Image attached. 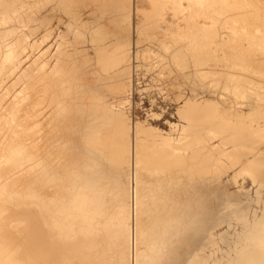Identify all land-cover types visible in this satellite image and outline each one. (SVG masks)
<instances>
[{"label": "bare ground", "instance_id": "obj_1", "mask_svg": "<svg viewBox=\"0 0 264 264\" xmlns=\"http://www.w3.org/2000/svg\"><path fill=\"white\" fill-rule=\"evenodd\" d=\"M149 1L0 0V264H264L253 28L220 18L262 3ZM169 54L191 57L189 91L135 118L138 62ZM209 69L238 82L200 95ZM166 114L167 129L153 123Z\"/></svg>", "mask_w": 264, "mask_h": 264}, {"label": "rangeland", "instance_id": "obj_2", "mask_svg": "<svg viewBox=\"0 0 264 264\" xmlns=\"http://www.w3.org/2000/svg\"><path fill=\"white\" fill-rule=\"evenodd\" d=\"M79 1V0H78ZM134 1V5L135 6H139L140 8H146L147 7V10L148 9H150V7H151V2L149 1V0H133ZM240 2V5L242 6V0H239ZM252 2H254V5H256V4H258V3H260L259 1H261V5H256V7L255 8H252V11L251 10H247V9H251V7L250 8H248V7H240L239 9H240V11H238V9H237V11L239 12H237V14H236V9H235V11H233V13H232V10L231 11H228V13L226 12L225 14H223V15H220V18L222 19V16H223V18H224V16L227 18V19H230L229 21L231 22H234L235 24H238V25H236V27H241L240 29H242V26H244V25H247V26H249V25H251L250 27H251V29L253 28L255 31H254V33H253V29L252 30H249L250 28L249 27H247V29L248 30H246L245 32H241L242 34H241V43L242 44H244V48H243V51H244V54H243V56L244 55H246V56H244L245 58H244V61H250L249 63H252L253 62V64L255 65V66H258V67H248V65H249V63L248 62H245V64H244V69H246V68H248V70H246V71H248L247 73H246V71H245V79L246 80H244L245 81V86H244V92H245V94H246V97H247V95H248V97L247 98H249V99H254L257 95H258V98L256 97V100H258L259 99V96L260 97H263V98H260L259 100H261L262 99V101L264 100V90H263V88H264V79H262V81L260 80V81H258L259 80V78L263 75V77H264V65H260V64H256L255 62H254V60H252V58L250 57L251 55L252 56H254L255 55V52L257 53L255 56L256 57H261V55L264 53L263 51H264V39H263V37H264V9H263V3H264V0H256L257 2H255L254 0H251ZM243 2H244V0H243ZM239 3H238V5L237 6H240L239 5ZM252 6V7H253ZM260 6H261V8L262 9H260ZM244 8V9H243ZM259 8V9H258ZM254 9L256 10V11H254ZM234 10V9H233ZM243 10H246V11H242ZM262 10V11H261ZM253 11L255 12V14L253 15ZM259 11V12H258ZM232 13L233 15H231L230 13ZM248 12H250L249 13V16H247L248 15ZM252 12V13H251ZM263 13V14H261L260 15V13ZM241 14V15H240ZM247 14V15H246ZM250 14H251V16H250ZM214 15H215V13H214ZM218 15V14H217ZM216 15V16H217ZM252 15H253V17H254V19H253V17H252ZM230 16V17H229ZM242 16V18H240L239 19V17H241ZM245 16V17H244ZM246 16H247V18H246ZM259 18H258V17ZM229 17V18H228ZM171 18V17H170ZM219 18V17H218ZM221 19H219V21H221ZM239 19V20H238ZM246 19V20H245ZM252 19V20H251ZM255 19H257V20H255ZM259 19H260V22H259ZM262 19H263V21H262ZM139 19L138 18H135V22H137ZM240 20H242V23H241V21ZM251 20V21H250ZM253 20L255 21V22H253ZM178 21H180V23H181V21L182 20H178ZM237 23H236V22ZM251 22V23H248V22ZM256 21H258V23H256ZM239 22V23H238ZM245 22V23H244ZM254 23V25L255 26H257V25H259V23L261 24V25H259V26H261V28H263L262 30H260V27L258 26L257 28L254 26V27H252V25H253V23ZM262 22V23H261ZM182 23H184L183 21H182ZM263 24V25H262ZM258 28H259V30H258ZM227 30V31H229L230 30V28H228V27H220V30ZM250 31V32H249ZM253 33L254 34V36H253V34H250L249 35V33ZM260 32V33H259ZM263 32V33H262ZM245 33V34H244ZM247 34V35H246ZM257 34H260L259 36L257 35ZM254 37V38H253ZM244 38V39H243ZM245 38H246V41H245ZM251 38V39H250ZM257 38V39H256ZM249 40H252V41H249ZM247 43V45H245V42ZM254 42H255V44H254ZM251 43V44H250ZM257 43H258V45H257ZM246 46H247V48H246ZM263 46V47H262ZM143 47V45H141V47L140 48H142ZM159 48V50L161 49L160 47H158ZM256 48H259V49H256ZM260 48H261V50H260ZM249 49V50H248ZM158 50V49H157ZM252 50V51H251ZM259 50V51H258ZM248 51V52H247ZM252 52L254 53V55L252 54ZM262 52V53H261ZM248 53V54H247ZM259 53V54H258ZM261 54V55H260ZM169 55H171V58H170V56ZM168 56H167V60H168V64H167V61H166V59L163 61V62H161V63H159L161 60H159V58H157V57H151V56H149V57H147L148 58V60H151L150 62L149 61H147V58L145 59L147 62H148V64H146L147 62H145L144 60H140L138 63H142L141 65H140V67H138L139 69V71L137 72V77H136V87H137V89L134 91V94H133V103H132V106H131V108H130V110H131V113L133 114V116L135 117V118H141V119H144V118H147V115H148V113H149V110L151 109V108H153L154 110H157V111H160L161 110V107L162 106H165V107H167V108H169L170 109V111L171 110H173L174 109V107H175V104H176V102L174 101V100H171L169 97L167 98V99H165L166 97H167V93L165 94V92H168L169 91V89L170 90H172V92H171V94L172 93H174V94H176V92L178 93V91H180V90H182V89H184V90H182V91H185V92H188L189 91V86H190V84H189V82H188V80H189V78H188V75L190 74V73H192V70L190 71V69L189 68H191L192 69V59H191V57L188 59V60H186V59H180V61H178V65H181L182 63H184V60H186L187 62H185V64H182L181 66L182 67H184V65H186V67H188V69L189 70H187V68H182V67H177L178 65H176V64H174V61L172 60V56H173V54H169ZM249 55V56H248ZM258 55V56H257ZM260 55V56H259ZM177 56V55H176ZM254 56V57H255ZM151 57V58H150ZM178 57H181V55L179 54L178 55ZM210 57V56H209ZM212 57V56H211ZM210 57V58H211ZM246 57H248L247 59H246ZM263 57H264V55H263ZM262 57V58H263ZM153 58V59H152ZM154 59H157V60H154ZM233 59V58H232ZM249 59V60H248ZM264 59V58H263ZM181 60H182V62H181ZM210 59H208L207 60V62L209 61ZM231 60V59H230ZM144 61V62H143ZM156 61V62H155ZM159 61V62H158ZM173 61V62H172ZM232 61V60H231ZM243 61V62H244ZM152 62V63H151ZM210 63H212V64H215V62H214V60H213V58H211V61H209ZM166 65H165V64ZM188 63V64H187ZM191 63V64H190ZM233 63V62H232ZM145 64V65H144ZM155 64V65H154ZM160 64V65H159ZM171 64V65H170ZM211 64V67L212 66H214V65H212ZM252 64V65H253ZM263 64H264V62H263ZM163 65V66H162ZM167 67V65H168V68H165V66ZM188 65V66H187ZM152 66V67H151ZM175 68H174V67ZM202 67H203V65H201ZM250 66V65H249ZM261 66H263V68H261ZM161 68V69H160ZM162 68H163V71H160V70H162ZM176 68H178V71H179V73H178V71H177V69ZM180 68L182 69V70H180ZM250 68V69H249ZM251 68H253L252 69V71H251ZM257 68H259V70L260 71H256V70H258ZM167 69H168V71H167ZM169 69H172L173 71L171 72V74L169 73ZM254 69H255V71H254ZM164 70H165V72H164ZM187 70V71H186ZM261 70H263L262 72H261ZM209 71H212V73L210 72V75H209V73H207L208 75L207 76H209V77H206V78H204V79H201V81L199 80V82H198V87L197 88H199V89H197L198 91H199V94L200 95H202V94H205V92L204 91H209L211 88L213 89V87H214V85L216 86L217 84H220V87H221V91H223V89L228 85V86H231L232 84H235L236 85V83L238 82V78L237 77H232L231 75H229V76H226V75H222V77L223 76H225V78L224 79H221L222 77L220 76V75H217V74H219V73H215V72H213V69H209ZM251 71V72H250ZM253 71H254V73H253ZM160 72V73H159ZM162 72V73H161ZM163 72L165 73V74H163ZM190 72V73H189ZM202 72H203V70H202ZM250 72V73H249ZM259 73V75H258V73ZM249 73V74H248ZM252 73V74H251ZM261 73H263V74H261ZM188 74V75H187ZM247 74V75H246ZM255 74H257V75H255ZM164 76V77H162V76ZM187 75V76H186ZM206 75V74H205ZM204 75V76H205ZM212 75V76H211ZM251 75V76H250ZM255 75V76H254ZM158 76V77H157ZM203 76V75H202ZM249 76V77H248ZM213 77V78H212ZM215 77V78H214ZM227 77H229V78H227ZM230 77H232V78H230ZM164 80V82H163V80ZM188 78V79H187ZM210 78V79H209ZM235 80H234V79ZM258 78V79H257ZM262 78V77H261ZM260 78V79H261ZM155 79V80H154ZM215 79V80H214ZM225 79H227V80H225ZM230 79V80H229ZM213 80V81H212ZM223 80H225V81H227V82H225V81H223ZM252 80H253V82H252ZM255 80V81H254ZM152 81V82H151ZM205 81V82H204ZM214 81H216L215 83H214ZM235 81V82H234ZM240 81V80H239ZM166 82V83H165ZM169 82V83H168ZM176 83V86L174 87L173 86V88L172 87H170V86H172V85H170V83L172 84V83ZM218 82V83H217ZM229 82V83H228ZM252 82V83H251ZM255 82H256V84H255ZM162 83H165L166 85H170L169 87L168 86H166L165 84H163V85H165V86H162ZM207 83V84H206ZM222 83V84H221ZM224 83L226 84V85H224ZM228 83V84H227ZM249 83V84H248ZM251 83V84H250ZM262 83V84H261ZM211 84H214V85H211ZM248 84V85H247ZM252 84H254V86L252 85ZM178 85V86H177ZM204 85V86H203ZM225 87H224V86ZM234 85V86H235ZM249 85H251L250 87H249ZM212 86V87H211ZM161 87H162V89L164 88V89H166L165 91H164V89L162 90L161 89ZM210 87V88H209ZM219 85H217V89L218 90H215V89H213L212 91L213 92H211V94H215V91H220L219 90ZM224 87V88H223ZM256 87V89H254ZM260 87H261V89H260ZM168 88V89H167ZM248 88H250V90L248 89ZM180 89V90H179ZM238 89V87L236 88V90ZM246 89H248V90H246ZM252 89V90H251ZM155 90V91H154ZM161 90H162V93H161ZM168 90V91H167ZM178 90V91H177ZM227 90V89H226ZM226 90H224V91H226ZM261 90V91H260ZM174 91V92H173ZM211 91V90H210ZM249 91H251V92H249ZM258 91V92H257ZM149 92V93H148ZM164 92V93H163ZM236 93H235V95L237 94V92H238V90L237 91H235ZM254 92V93H253ZM259 93V94H257V93ZM208 93V92H207ZM249 93H251V96H250V94ZM253 94L255 95V97H252L253 96ZM262 95V96H261ZM165 96V97H164ZM250 96V97H249ZM163 97H164V100H163ZM153 100V101H152ZM154 102V103H153ZM160 102V103H159ZM157 104V105H156ZM173 108V109H172ZM167 119H174L173 117H171L169 114H166L165 116H161L157 121H154L153 123L155 124V125H159L161 128H164V129H167L168 128V126H166V124L164 123L165 121H167ZM242 180L240 179V182H241ZM212 199L214 200H212L213 202H216V198L212 195ZM210 207H213V205L212 206H210ZM212 215H213V212H212ZM216 230H217V226H215L214 227V229H213V231L214 232H216ZM216 237H217V235H216ZM214 262H215V258H214ZM211 264H213V259H212V261L210 262ZM208 264H209V262H208Z\"/></svg>", "mask_w": 264, "mask_h": 264}]
</instances>
